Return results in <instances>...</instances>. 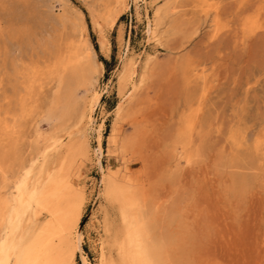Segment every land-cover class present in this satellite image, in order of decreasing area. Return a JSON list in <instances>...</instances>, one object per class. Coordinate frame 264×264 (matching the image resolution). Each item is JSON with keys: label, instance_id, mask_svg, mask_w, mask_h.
I'll return each mask as SVG.
<instances>
[{"label": "rangeland", "instance_id": "374dc122", "mask_svg": "<svg viewBox=\"0 0 264 264\" xmlns=\"http://www.w3.org/2000/svg\"><path fill=\"white\" fill-rule=\"evenodd\" d=\"M70 1L85 12L98 49L88 6ZM88 3L108 14L117 0ZM147 6L159 19L157 40L148 38L146 4L131 0L112 31L110 56L99 53L101 86L110 85L95 115L96 125L105 122L103 153L95 129L79 133L86 142L77 134L61 150L84 251L90 264L118 262L106 229L116 224L128 240L142 216L154 239L166 238L162 264H264V0H148ZM67 8L63 0H0V153L13 142L32 152L33 140L43 144L67 126L44 119L57 85L50 82L46 40L74 33L71 21L62 22L64 13L77 17ZM26 28L31 34L11 36ZM131 64L139 88L120 113L116 107L132 86L123 96L118 79ZM101 162L120 188L118 203L102 192ZM18 169V159L0 158V195ZM51 214L39 207L25 221L41 226ZM56 256L55 264H84L80 254Z\"/></svg>", "mask_w": 264, "mask_h": 264}, {"label": "bare ground", "instance_id": "6f19581e", "mask_svg": "<svg viewBox=\"0 0 264 264\" xmlns=\"http://www.w3.org/2000/svg\"><path fill=\"white\" fill-rule=\"evenodd\" d=\"M63 1L74 9L77 17L70 20L64 13L62 19L64 24L71 21L74 31L72 35L62 41L53 42L49 38L46 40L45 49L53 66L50 71V82H56L57 85L52 98H50L51 105H49L44 119L52 118L60 123L66 121L64 124L67 126L59 132L48 135L43 144H39L37 139L33 140L31 142L32 152H25L17 142H13L4 147L0 153V158L3 161L4 159L6 161L19 160L17 177L9 183L4 180L5 193L0 195V264H55L58 262L56 256L58 253H61L63 258L66 256L67 260L80 254L84 264L91 263L83 248V232L79 229V204H72L73 202L68 200V192L72 185L68 180L69 166L66 165L67 159L62 149L69 147L74 138H77L75 137L78 136L77 134L95 129L98 133V149L96 150L100 154L103 153L105 122L96 125L95 115L110 85L105 84L104 88L101 86L100 80L105 72V64L99 58L98 51L89 36V23L85 12L72 5L70 0ZM84 1L89 8L91 23L97 34L100 51L104 57H109L112 50V31L118 25L126 9L129 8L131 0H117V5L112 10L109 9L108 14L98 12L97 8L95 9L88 3V0ZM140 1H144L146 4L149 41L157 40L159 19L151 18L147 6L148 0H134V3L138 6ZM157 10L156 13H158ZM31 32V28H26L12 33L11 36L20 38L31 34ZM152 61V58L148 59V67ZM135 64L125 68L118 79L119 90L123 96L127 86H132L131 91L125 93L124 100L116 107L120 113L124 111L126 102L133 99L139 88L138 83L135 82L137 75V64ZM14 72H16V81L10 80L14 95L18 97L17 71ZM38 125H40L39 122H37V127ZM37 130L39 131V128ZM82 134L84 133L82 132ZM79 136L81 137L80 134ZM81 138L78 140L85 139ZM88 147L90 146L88 145ZM87 148L85 150L88 151ZM71 153L73 154V151ZM71 156L70 154L68 157L71 159ZM100 164L102 192L111 203H118L121 195L120 188L116 184L117 182L108 180L102 162ZM39 207L52 214L44 224L33 227L25 220L27 217L30 218L33 212L38 213ZM123 214L125 218L126 209ZM38 220L40 219L38 218ZM153 228V226L149 227L148 223L140 216L136 219L128 240H125L122 234L123 230L121 231L116 224L108 227L106 230L111 237V248L117 246L120 260L117 262L114 258H109L107 264H162L167 257V243L164 240L166 238L156 239L155 237L154 239ZM152 242L155 243V247Z\"/></svg>", "mask_w": 264, "mask_h": 264}, {"label": "trees", "instance_id": "16d2710c", "mask_svg": "<svg viewBox=\"0 0 264 264\" xmlns=\"http://www.w3.org/2000/svg\"><path fill=\"white\" fill-rule=\"evenodd\" d=\"M93 43H94V42H93ZM94 45H95V44H94ZM95 47H96V46H95ZM96 49H97V48H96ZM97 50H98V54L101 53L100 50H99V45H98V49H97ZM101 54H102V53H101ZM102 55H103V54H102ZM101 61H103V60H101Z\"/></svg>", "mask_w": 264, "mask_h": 264}]
</instances>
